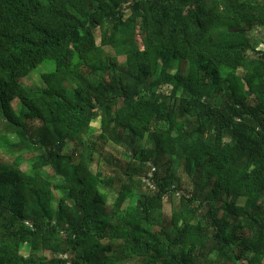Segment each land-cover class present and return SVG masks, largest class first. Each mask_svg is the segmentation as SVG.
<instances>
[{"label":"trees","instance_id":"obj_1","mask_svg":"<svg viewBox=\"0 0 264 264\" xmlns=\"http://www.w3.org/2000/svg\"><path fill=\"white\" fill-rule=\"evenodd\" d=\"M263 28L264 0H0V264H264Z\"/></svg>","mask_w":264,"mask_h":264},{"label":"rangeland","instance_id":"obj_2","mask_svg":"<svg viewBox=\"0 0 264 264\" xmlns=\"http://www.w3.org/2000/svg\"><path fill=\"white\" fill-rule=\"evenodd\" d=\"M100 32L99 30H97V41L98 43H100ZM106 50L110 53H112V49L110 47H106ZM53 65L52 64H41L36 70H34L31 75L25 80V84L26 85H30V86H35V87H39L41 86L42 82V74L48 70L53 69ZM242 71V70H241ZM14 106L15 108L20 111L22 108V104L19 100H15L14 101ZM100 120L97 119L95 120L92 124H93V133H97L98 129H99V122ZM3 133H5L4 130H1L0 128V162L1 163H5L7 165H12L13 164V158H14V154L11 152V150L9 149V146L4 145V142L6 141L5 138H3ZM14 140V136L12 134H9L8 140ZM105 152H109V153H114L115 155H118L122 158L124 164H126L127 162V153L124 147L121 146H117L112 142H106L105 143V147L104 150ZM29 156L31 154H28ZM30 161H26L24 163H22L21 167L23 170L31 172V166H30ZM92 169L95 171V169H97V164L94 163L92 165ZM103 189V188H102ZM104 192L109 193V197H108V202H112L115 200V194L111 191H108V189L104 188L103 189ZM170 216V210L168 209L167 214H166V218L169 219ZM28 247H24L22 249V252L24 255L29 256V251H28Z\"/></svg>","mask_w":264,"mask_h":264},{"label":"built area","instance_id":"obj_3","mask_svg":"<svg viewBox=\"0 0 264 264\" xmlns=\"http://www.w3.org/2000/svg\"><path fill=\"white\" fill-rule=\"evenodd\" d=\"M263 29H264V28H263ZM260 47L264 48V43H262V44L260 45ZM150 176H151V174H150ZM143 181L145 182V184H146L147 186L152 187V188L154 187V185H153V183H152V181H151L150 179H148V178H144Z\"/></svg>","mask_w":264,"mask_h":264}]
</instances>
